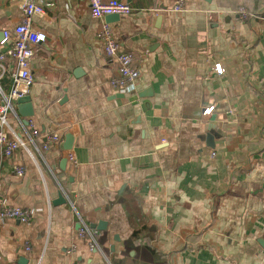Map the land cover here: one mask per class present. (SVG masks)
I'll return each mask as SVG.
<instances>
[{
    "label": "crops",
    "instance_id": "crops-1",
    "mask_svg": "<svg viewBox=\"0 0 264 264\" xmlns=\"http://www.w3.org/2000/svg\"><path fill=\"white\" fill-rule=\"evenodd\" d=\"M123 1L133 13L107 23L140 71L126 92L111 85L107 19L88 0H52L33 18L47 33L32 60L35 113L26 125L15 109L10 122L40 148L47 134L63 140L30 143L33 157L0 150V204L32 211L29 223L0 220V264H264V0H186L182 12ZM22 3L0 0V41ZM222 100L229 111H215ZM60 190L67 201L54 204ZM101 220L92 250L77 232Z\"/></svg>",
    "mask_w": 264,
    "mask_h": 264
},
{
    "label": "built area",
    "instance_id": "built-area-1",
    "mask_svg": "<svg viewBox=\"0 0 264 264\" xmlns=\"http://www.w3.org/2000/svg\"><path fill=\"white\" fill-rule=\"evenodd\" d=\"M52 0H23L22 18L18 24L4 28L2 39L0 41V80L9 71V60H13L14 69L11 74V86L5 91L0 84V150L1 155L11 159L16 151L25 149L33 157L30 143H33L38 151L49 150L52 146L62 142L63 137L59 132H53L45 136L42 142V148L35 143V137L29 133L28 138L19 137L10 122L13 113L16 114V102L18 98L29 95L34 82L32 72V60L36 55V46L44 43L47 39V33L33 24L35 16L45 14L44 3ZM91 15L95 18H104L109 14L130 15L133 13L132 6L123 0H88ZM186 9V0H173L172 11L182 12ZM242 16L252 15L244 9L240 10ZM99 38L103 42L105 54L118 63L117 71L111 78V85L121 92L130 91L136 84L140 71L134 65L132 52L121 50L116 38L113 35L109 23L104 22L100 31ZM217 72H222L220 64H216ZM214 106L204 110L210 114ZM212 156L215 152L211 153ZM69 157L74 160L70 153ZM13 171L22 177L25 174V168L21 164H11ZM0 187H5L0 183ZM32 211L25 206L0 204V220L7 218H17L23 223H29ZM77 234L85 238L90 248L96 249L98 242L96 232L86 223H83ZM30 250L31 246L26 245ZM77 264V263H74Z\"/></svg>",
    "mask_w": 264,
    "mask_h": 264
},
{
    "label": "water",
    "instance_id": "water-1",
    "mask_svg": "<svg viewBox=\"0 0 264 264\" xmlns=\"http://www.w3.org/2000/svg\"><path fill=\"white\" fill-rule=\"evenodd\" d=\"M121 15L119 14H109L106 16V19L108 21H116L120 18ZM16 109H17V113L19 116L24 117V123L27 125L28 122V117H31L34 115L35 111H34V106H33V102H32V98L30 95H24L21 96L20 98H18L17 102H16ZM230 108L228 106V103L226 100H222L220 101L217 106H216V110L217 112H227L229 111ZM216 130L214 127L210 128L206 139L207 142L209 143L210 146L214 147V136L216 135ZM71 144H72V135L71 134H67L66 135V143H65V148L66 149H70L71 148ZM66 162V158H63L61 161L62 166L65 164ZM67 201V198L64 195V192L62 190H60L58 192V197L56 199L53 200L54 204H60V203H64ZM107 227V222L104 220H101L98 222V224H91V228L92 229H105ZM261 242V241H260ZM263 243V241L261 242ZM264 244V243H263ZM21 260H26V258H21Z\"/></svg>",
    "mask_w": 264,
    "mask_h": 264
}]
</instances>
